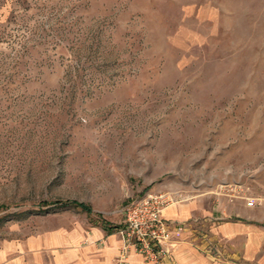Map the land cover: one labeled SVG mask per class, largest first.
<instances>
[{"label":"rangeland","instance_id":"obj_1","mask_svg":"<svg viewBox=\"0 0 264 264\" xmlns=\"http://www.w3.org/2000/svg\"><path fill=\"white\" fill-rule=\"evenodd\" d=\"M149 191L256 227L154 264H264V0H0V264H96Z\"/></svg>","mask_w":264,"mask_h":264},{"label":"crops","instance_id":"obj_2","mask_svg":"<svg viewBox=\"0 0 264 264\" xmlns=\"http://www.w3.org/2000/svg\"><path fill=\"white\" fill-rule=\"evenodd\" d=\"M205 199L207 198L194 200L192 198L180 199L164 209L163 216L165 219L171 220L172 222L183 226L181 230L174 228L172 238L163 243L170 249V253L166 261H172L174 259L179 244L183 243L181 241L190 235L192 226L197 224L199 218H201L200 221L202 222V226L205 222L209 223L212 221V230L218 235H224L229 238L241 237L243 235L246 237V235H248L249 239L253 237V234L256 236V227L254 225L252 226L250 223L240 220L239 217H236V219L235 217L234 219L232 218L233 215L238 216L239 213L252 217L254 214L251 210L242 205L235 206L233 204H227L222 198L219 199L215 207H211ZM114 230V227L106 225H96L91 229L88 236L90 244L88 249H95V244L99 239L106 238L107 240L105 247L99 249L100 258L96 264H112L115 255L120 253L123 246V240L115 234ZM83 237H85V235ZM75 257H78L77 253L72 255V259H75ZM40 258V261H31V264H69L70 260V257H66L64 252L59 251L56 253V256H51L50 258ZM127 263L154 264V262H147L141 254L135 252L134 250L130 253ZM91 264H93V261H91Z\"/></svg>","mask_w":264,"mask_h":264},{"label":"built area","instance_id":"obj_3","mask_svg":"<svg viewBox=\"0 0 264 264\" xmlns=\"http://www.w3.org/2000/svg\"><path fill=\"white\" fill-rule=\"evenodd\" d=\"M177 200L175 194L149 191L126 205L124 223L116 228L124 241L116 264H128L132 250L150 262L167 259L170 249L163 243L172 238L174 228L181 230L183 226L165 219L163 211Z\"/></svg>","mask_w":264,"mask_h":264},{"label":"trees","instance_id":"obj_4","mask_svg":"<svg viewBox=\"0 0 264 264\" xmlns=\"http://www.w3.org/2000/svg\"><path fill=\"white\" fill-rule=\"evenodd\" d=\"M53 204L57 207H79L89 214L92 213V208L90 205H88L84 202H81V201H77V200H64V201L56 200L53 202ZM1 207H2V205H0V208Z\"/></svg>","mask_w":264,"mask_h":264}]
</instances>
